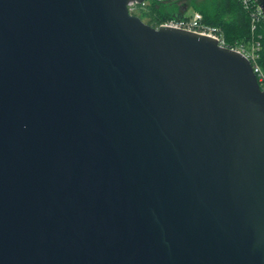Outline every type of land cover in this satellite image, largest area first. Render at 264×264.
Listing matches in <instances>:
<instances>
[{
    "label": "water",
    "instance_id": "95a60500",
    "mask_svg": "<svg viewBox=\"0 0 264 264\" xmlns=\"http://www.w3.org/2000/svg\"><path fill=\"white\" fill-rule=\"evenodd\" d=\"M145 1L0 0V264H264V88Z\"/></svg>",
    "mask_w": 264,
    "mask_h": 264
},
{
    "label": "built area",
    "instance_id": "2783aa9c",
    "mask_svg": "<svg viewBox=\"0 0 264 264\" xmlns=\"http://www.w3.org/2000/svg\"><path fill=\"white\" fill-rule=\"evenodd\" d=\"M240 4L244 7L246 11L250 14L251 17V29H252V36L250 41L248 42H239L234 46H230L227 44L225 39V35L223 30L217 26L210 24L205 21L203 14L198 10H193L192 12L184 15L182 18H169L165 20H154L146 15L147 10V2L146 0L142 4L133 3L129 6V11L132 14L144 15L146 19H150L152 21V26L159 27V26H171L176 28H181L185 30H189L192 32H196L199 34L211 36L219 41L221 46L229 47L235 49L241 53H243L251 62L253 70L257 76L258 83L262 88H264V69L260 63L261 58V49H262V42L261 34H256L257 27L259 23H264V12L260 5L258 4L257 0H238Z\"/></svg>",
    "mask_w": 264,
    "mask_h": 264
},
{
    "label": "trees",
    "instance_id": "16d2710c",
    "mask_svg": "<svg viewBox=\"0 0 264 264\" xmlns=\"http://www.w3.org/2000/svg\"><path fill=\"white\" fill-rule=\"evenodd\" d=\"M189 2L203 14L206 22L217 25L223 30L227 44L230 46H234L239 42L246 43L250 41L252 36L251 17L238 0H212L208 2L209 4H201L204 7L197 5L195 0H189ZM146 7V15L151 20L161 21L175 18L176 15L165 14L159 0H148ZM182 15L184 16L186 13H182ZM141 18L152 24V21L146 19L144 15H141ZM258 33L262 35L260 63L264 69V23H259L256 34Z\"/></svg>",
    "mask_w": 264,
    "mask_h": 264
},
{
    "label": "flooded vegetation",
    "instance_id": "af4514ba",
    "mask_svg": "<svg viewBox=\"0 0 264 264\" xmlns=\"http://www.w3.org/2000/svg\"><path fill=\"white\" fill-rule=\"evenodd\" d=\"M160 2L162 0H159ZM189 0H164L162 4V11L165 14H182L188 11L190 7Z\"/></svg>",
    "mask_w": 264,
    "mask_h": 264
},
{
    "label": "rangeland",
    "instance_id": "374dc122",
    "mask_svg": "<svg viewBox=\"0 0 264 264\" xmlns=\"http://www.w3.org/2000/svg\"><path fill=\"white\" fill-rule=\"evenodd\" d=\"M163 1H164V0H162V1L160 2V5H161V6H162V4H163ZM195 1H196V4H197V5H199V6H201V7H204V5H201V4H205V3L211 2L212 0H195ZM208 4H209V3H208ZM193 10H198V9L194 8V5H190V8H189L188 11L185 12V13L188 14V13L192 12ZM198 11H199V10H198Z\"/></svg>",
    "mask_w": 264,
    "mask_h": 264
}]
</instances>
